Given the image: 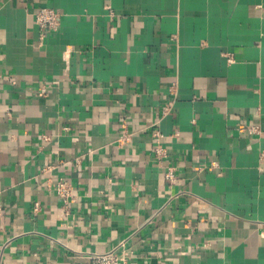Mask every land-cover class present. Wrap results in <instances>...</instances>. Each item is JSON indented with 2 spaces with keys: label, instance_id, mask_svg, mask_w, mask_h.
Instances as JSON below:
<instances>
[{
  "label": "crops",
  "instance_id": "0c3cea01",
  "mask_svg": "<svg viewBox=\"0 0 264 264\" xmlns=\"http://www.w3.org/2000/svg\"><path fill=\"white\" fill-rule=\"evenodd\" d=\"M123 241L119 264H264V0H0V264Z\"/></svg>",
  "mask_w": 264,
  "mask_h": 264
},
{
  "label": "built area",
  "instance_id": "2783aa9c",
  "mask_svg": "<svg viewBox=\"0 0 264 264\" xmlns=\"http://www.w3.org/2000/svg\"><path fill=\"white\" fill-rule=\"evenodd\" d=\"M35 21L40 29L41 34L50 33L58 29L60 24V14L51 8H43L36 13ZM44 94L45 91L43 90L41 92V95ZM122 128L124 129L125 132L123 137L121 138V143L123 144V143H127L130 140L131 135L126 131L125 126H123ZM239 130L241 132L249 133V134L259 133V128L255 126L252 127L241 126L239 127ZM156 136L161 138L159 133H156ZM159 143L160 142H158V144ZM156 155L158 157L164 156V151L161 148L160 144L156 149ZM166 179L170 183H174V181L176 180L175 174L171 169L167 171ZM56 192L66 208L73 195L71 185L68 182L59 181L56 185ZM125 247H126V242L123 241L112 251L102 254H92L89 256V258L91 259L93 264H119L122 260H124V257H122L119 251L120 250L124 251L123 249Z\"/></svg>",
  "mask_w": 264,
  "mask_h": 264
}]
</instances>
